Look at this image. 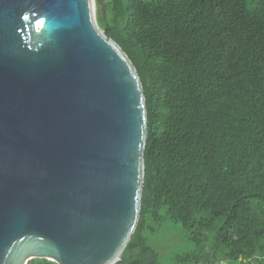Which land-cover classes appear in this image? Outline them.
I'll return each instance as SVG.
<instances>
[{"label": "water", "instance_id": "water-1", "mask_svg": "<svg viewBox=\"0 0 264 264\" xmlns=\"http://www.w3.org/2000/svg\"><path fill=\"white\" fill-rule=\"evenodd\" d=\"M147 139L140 74L96 0H0V264H120Z\"/></svg>", "mask_w": 264, "mask_h": 264}, {"label": "trees", "instance_id": "trees-1", "mask_svg": "<svg viewBox=\"0 0 264 264\" xmlns=\"http://www.w3.org/2000/svg\"><path fill=\"white\" fill-rule=\"evenodd\" d=\"M96 4L148 109L142 209L120 264H264V0ZM177 231L188 251L166 257Z\"/></svg>", "mask_w": 264, "mask_h": 264}, {"label": "rangeland", "instance_id": "rangeland-1", "mask_svg": "<svg viewBox=\"0 0 264 264\" xmlns=\"http://www.w3.org/2000/svg\"><path fill=\"white\" fill-rule=\"evenodd\" d=\"M97 10H98V6L96 4V15H97ZM167 232L170 233V231L167 229ZM163 236V235H162ZM176 243H174L173 247L171 248V246H169L168 244L165 245L166 249V254L165 256L166 257H170L172 255V251H179V252H182V253H185L186 251H188V243H187V235H186V232H180V231H177L176 232ZM165 243V240L163 242H160V241H157L156 244H155V249H158L159 246H162L163 244ZM219 258H222L221 256L218 257ZM171 263V262H170Z\"/></svg>", "mask_w": 264, "mask_h": 264}, {"label": "built area", "instance_id": "built-area-1", "mask_svg": "<svg viewBox=\"0 0 264 264\" xmlns=\"http://www.w3.org/2000/svg\"><path fill=\"white\" fill-rule=\"evenodd\" d=\"M223 264H227V263H223Z\"/></svg>", "mask_w": 264, "mask_h": 264}]
</instances>
